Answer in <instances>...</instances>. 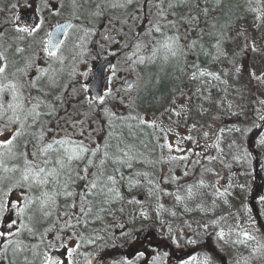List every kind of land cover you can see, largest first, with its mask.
Returning a JSON list of instances; mask_svg holds the SVG:
<instances>
[{
    "label": "snow or ice",
    "instance_id": "snow-or-ice-1",
    "mask_svg": "<svg viewBox=\"0 0 264 264\" xmlns=\"http://www.w3.org/2000/svg\"><path fill=\"white\" fill-rule=\"evenodd\" d=\"M17 8L32 11L31 23H18ZM5 10L10 16L0 22V264H81L80 256L83 264H106L100 253L110 247L101 243L111 236L108 229L118 226L129 237L115 217L123 216L126 205L143 203L133 189H142L171 216L178 213L165 209L162 197L205 218L200 229L214 246L182 264H224L219 253L226 248L248 252L232 264L264 261V233L244 227L243 219L229 225L239 211L217 214L232 207L236 185L230 179L222 184L226 177L202 161L230 167L221 135L212 133L213 142L204 145L218 155L185 147H200L193 133L211 129L202 121L216 103L213 82H238L251 58L259 68L248 76L264 84V0H8L0 15ZM49 14L63 21L50 24ZM96 46L116 62L94 71L89 62L96 59ZM258 105L264 121V99ZM182 127L187 134L178 131ZM149 129L151 147L140 135ZM228 131L244 136L251 129ZM202 138L207 141L210 131H202ZM256 144L264 149V133ZM228 147L238 148L237 141ZM164 164L169 171L161 175L158 166ZM257 205L264 216V195ZM243 207L254 226V209ZM138 215L149 219L147 211ZM182 235L170 229L169 239L179 245ZM85 245L98 247L82 253ZM167 255L148 259L139 251L135 259L160 264ZM111 264L134 262L120 258Z\"/></svg>",
    "mask_w": 264,
    "mask_h": 264
},
{
    "label": "rangeland",
    "instance_id": "rangeland-1",
    "mask_svg": "<svg viewBox=\"0 0 264 264\" xmlns=\"http://www.w3.org/2000/svg\"><path fill=\"white\" fill-rule=\"evenodd\" d=\"M55 2V0H53ZM8 0H0V8H5L7 5ZM21 8H17L16 15L18 14L19 10ZM29 12H32L30 9H28ZM10 16V13L5 10L3 15H0V22L4 21L6 17ZM57 21H63V17L59 16H53L51 14L48 15V22L50 24L55 25ZM104 23L103 21L98 22L99 24ZM246 23H248L249 26L255 23L252 16L249 14L247 16ZM259 35V33H257ZM118 47V46H116ZM96 59L99 57H104L107 55V52L105 50H101L99 46H96L95 53ZM96 59L91 60L89 63L91 64ZM116 61H114L115 63ZM245 69L243 71L242 76L240 77L239 81H235L232 77H228V84H221L219 82H213L216 84V87L211 89V97L212 100L216 103L213 104L210 111L206 116L204 117V120L202 122H206V124L211 125V129L208 127H205L202 131H210V138L205 141L202 138V131L200 133H193V136L200 139V147H197L196 145H193L189 142V147L194 148L196 151L200 152H206V154L210 155H218L217 152L212 149L208 148L205 149L204 145L205 143L211 144L214 140V136L212 133L221 135V146L224 149V152L226 155L223 156V160L226 164L230 165V167H224L219 161H214L212 164H208L207 161H202L205 165L214 167L217 171L221 173L222 177H226V179H222L221 183L227 185L228 179H232V182L236 185V187L233 189V197H232V207L229 208L227 206H224L222 210L218 211L217 214L223 215L227 212L231 211L232 213H237L239 211V217L234 216L232 219L228 220L229 225H235L237 223L238 219L244 220V227H254L256 229H259L260 232L264 233V216L259 215V222L256 221L254 226H250L247 216L245 215V209L243 207L244 204H247V200L252 195V191L254 189V179L252 178L251 174V165L249 156L246 152V143L247 139L249 137V132L241 136L240 134L229 132L228 129L232 128L233 126L242 127V128H250L251 124H255V121L258 120V114L256 109L259 107L258 100L264 99V84H258L254 80H250L248 76V72L252 68H259V65H257L251 58L245 60ZM127 74L124 73L122 76H126ZM83 83H86L87 80L82 79ZM120 82H117V86H119ZM227 89V91H225ZM242 93V94H241ZM207 95V93H205ZM222 104V106H221ZM232 104V108L229 109L228 105ZM207 107L208 105L205 104ZM232 112H238L241 113L238 116L231 115ZM212 117H215L213 120ZM150 118V113H149ZM220 129H224V132L221 134ZM178 131L182 134H187L186 128H180ZM264 133V130L262 131ZM261 133V134H262ZM259 136L254 138V146L253 148L258 153L262 166L261 171L264 174V149L258 148L256 144V140ZM173 141L175 138H172ZM235 139L238 144V148L229 149L228 145L229 143ZM159 154V153H158ZM246 159H240V160H233V155H245ZM193 160L197 159V157L193 156L191 157ZM169 165L164 164L162 168L166 169V174L169 171ZM177 171H180V169H177ZM164 175V174H162ZM262 179L264 181V177L262 176ZM240 184H245L246 188L244 191H241L239 188ZM166 187H169L170 190H175L173 186L167 185ZM261 189V195H264V183ZM18 194H14L13 198H17ZM138 198L142 200V205H126L125 206V212L123 216H120V214H117L115 217V223L116 219H120V223H125L126 227L124 231L129 234V237H121L120 238V229L119 227L115 228H109L113 232H117L116 236L118 237L117 242H128L130 243L131 247L138 250L137 245L139 244L137 233L140 230H147L150 228H156L158 233L160 234V238L165 240L168 239L172 246V252H176L178 254L182 253L183 250L187 249H193L196 248L198 252L193 254V256L199 257L203 252H205L207 249L212 248L214 246V240L208 239L206 236H204L202 229H200V222L204 220L205 218L201 216L198 213H185L180 208H173L174 201L169 197H162L160 200V203L164 204L165 209H172L173 211H176L178 214L176 216H171L167 211L161 210L157 208L155 201H149L147 200L146 196L144 195V192L142 189L139 190L137 194ZM257 205V202H256ZM257 205V209H258ZM147 211L149 213V219L143 220L139 217L140 211ZM157 212H159V216H157ZM136 216V219L133 221L132 216ZM252 215V213H251ZM117 224V223H116ZM187 224H191V228L187 226ZM259 225L261 227H259ZM95 227H104V225H95ZM170 229L171 234H179L183 233L180 239L179 245L173 244L171 240L169 239L170 235ZM199 233V234H197ZM204 236L203 239L201 237ZM188 240H196L197 243L192 244L188 243ZM106 241H102L101 243H105ZM97 246H87L85 245L84 248H82L80 251L83 252H93ZM124 250V249H123ZM120 251H122L120 249ZM157 252V250H155ZM163 249H161V252ZM128 252V251H127ZM145 253H147V249L145 250ZM149 255H151V252H148ZM101 255H104V258L108 261L109 258L107 257L108 252L104 251L100 253ZM244 255L247 256L248 252L245 249H235V248H226L223 252H220L219 255L222 257L224 264H232V260L234 257L238 255ZM170 253L166 257V262L170 258ZM79 260L81 264H83L84 257L80 256ZM106 264L108 263L107 261ZM140 264H143L140 262ZM160 264H164L161 263ZM179 264H182L180 262ZM254 264H264V261H256Z\"/></svg>",
    "mask_w": 264,
    "mask_h": 264
},
{
    "label": "water",
    "instance_id": "water-1",
    "mask_svg": "<svg viewBox=\"0 0 264 264\" xmlns=\"http://www.w3.org/2000/svg\"><path fill=\"white\" fill-rule=\"evenodd\" d=\"M108 61H110V59H108V58H105L102 61H100L97 65L94 66V71L95 70H98L100 67L106 65L108 63ZM105 73H106V70H105ZM102 84H103V80L101 78L99 81H97V85H96V90L97 91H102ZM258 125H260V127H258V129H261L263 127V125H264V121L259 122ZM251 155H252V158L254 160H256V155L255 154H251ZM257 165H258V163L255 162V166H257ZM254 174L256 175L257 174V171H255ZM257 184H259V181L258 180H257ZM257 197H259V194L257 193V189H256L255 190V194L253 195L252 200H251V203H250V206L251 207L253 206L254 199H256ZM190 255H191V253L188 252V253H186V254L183 255V258H187Z\"/></svg>",
    "mask_w": 264,
    "mask_h": 264
},
{
    "label": "trees",
    "instance_id": "trees-1",
    "mask_svg": "<svg viewBox=\"0 0 264 264\" xmlns=\"http://www.w3.org/2000/svg\"><path fill=\"white\" fill-rule=\"evenodd\" d=\"M240 2L241 3H243L244 2V0H240ZM210 6V5H209ZM213 14H215V13H213ZM204 25H203V18H202V22H201V27H203ZM195 35V34H194ZM211 66V65H210ZM148 132H151V130L149 129V130H147V132H142L140 135H141V138L146 142V143H148V145H149V147H151V144L153 143V141H151V139H150V137H149V135H148ZM155 155H158V151H157V153L155 154ZM162 167L163 166H158V168L160 169V174L162 175V174H166V171H165V173L163 172V169H162ZM165 170V169H164ZM138 192H139V190H137V189H133L132 190V194H138ZM126 197L127 198H131V195L130 194H128V193H126ZM116 223H117V225H119L120 224V220H119V217H118V219H116ZM120 247H121V245H120ZM114 250H116V249H114ZM121 250H122V248H121ZM115 254H116V252H115ZM123 254V252L122 251H120V255H122Z\"/></svg>",
    "mask_w": 264,
    "mask_h": 264
},
{
    "label": "flooded vegetation",
    "instance_id": "flooded-vegetation-1",
    "mask_svg": "<svg viewBox=\"0 0 264 264\" xmlns=\"http://www.w3.org/2000/svg\"><path fill=\"white\" fill-rule=\"evenodd\" d=\"M148 238L146 239V240H142V243H140V248L142 249V250H145V248H146V242H149V243H151V245H153V246H155V245H157V244H161V242H159V243H157V242H155L154 240H148ZM154 248H156V246L154 247Z\"/></svg>",
    "mask_w": 264,
    "mask_h": 264
}]
</instances>
